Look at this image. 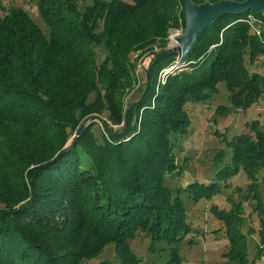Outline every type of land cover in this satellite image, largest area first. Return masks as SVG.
Returning <instances> with one entry per match:
<instances>
[{
	"label": "trees",
	"instance_id": "obj_1",
	"mask_svg": "<svg viewBox=\"0 0 264 264\" xmlns=\"http://www.w3.org/2000/svg\"><path fill=\"white\" fill-rule=\"evenodd\" d=\"M36 5L46 30L21 7L0 16V264H85L109 244L119 264H140L130 242L141 231L151 244L166 241L167 264H180L177 244L192 230L181 191L194 202L211 200L241 171L249 180L245 199L261 218L252 259L242 200L228 197L229 209H210L224 225L225 254L237 264H264V128L257 120L228 142L231 160L211 180L183 189L167 181L181 174L175 151L190 131L188 102L209 99L220 81L233 108L250 109L264 95V74L251 73L245 59L254 63L264 53V31L259 37L243 20L264 15L217 18L165 84L159 72L178 54L157 52L139 99L126 102L136 81L132 52L164 40L179 5L185 25L186 0Z\"/></svg>",
	"mask_w": 264,
	"mask_h": 264
},
{
	"label": "rangeland",
	"instance_id": "obj_2",
	"mask_svg": "<svg viewBox=\"0 0 264 264\" xmlns=\"http://www.w3.org/2000/svg\"><path fill=\"white\" fill-rule=\"evenodd\" d=\"M127 1L131 2L132 0ZM11 7L25 9L34 21L46 30L36 0H1L0 16L4 15ZM182 12L183 5H179L177 9L180 16L178 22L168 28L164 40L161 41L158 38L154 43L132 52V59L135 62L132 73L136 81L130 89L126 90V93H128L125 96L126 102L139 99L141 87L146 80L147 69L155 54L164 48L172 50L177 45V43H173L174 40L171 37L176 30L181 29V35L184 32L185 25ZM94 50L98 60H103L105 57L103 48L94 46ZM178 57L179 55L175 61L160 70L158 81L161 84L166 83L170 74L183 69L180 67L179 62H176ZM245 59L251 73L264 74V53L254 63H250L248 56ZM209 65L210 59L206 61L204 67L207 68ZM219 106L224 107L222 110H217ZM186 109L191 118V126L189 134L186 137H179L178 140L180 147L178 146L179 148L176 149L175 154L177 164L181 168V174L177 177L170 175L167 179L168 184L173 189H183L191 181L207 182L211 180L220 167L230 162L231 148L228 142L235 135L250 132L249 123L255 120L259 122L262 129L264 128V95L250 109L233 108L230 103V91L224 81L218 83L217 91H214L209 99L188 102ZM95 121L94 131L96 136L101 139L102 124L99 118H96ZM71 139L72 137L70 141ZM220 152H223L221 159L216 157ZM258 177V188L264 200V169H260ZM229 180V188L223 189L222 193L211 200L202 199L194 202L186 191H181L180 196L186 206L188 221L192 230L177 244L178 253L181 257L180 264H237L236 261L231 260L225 254L228 251V240L224 234V225L210 209L213 205L229 209L231 203L228 197L233 198L236 202L242 200V229L245 233H248L250 258L254 257L261 218L254 209V202L245 199V195L248 193L249 180L242 171ZM250 230L252 231L249 232ZM151 241V237L141 231L130 242L133 252L141 259L140 264H167L170 259V246L164 240L156 241L153 244H151ZM85 264H119L115 245H107L98 256L86 260Z\"/></svg>",
	"mask_w": 264,
	"mask_h": 264
},
{
	"label": "water",
	"instance_id": "obj_3",
	"mask_svg": "<svg viewBox=\"0 0 264 264\" xmlns=\"http://www.w3.org/2000/svg\"><path fill=\"white\" fill-rule=\"evenodd\" d=\"M248 11L264 15V0H218L196 3L186 0L185 28L172 48L183 61L196 47L203 30L224 14H244Z\"/></svg>",
	"mask_w": 264,
	"mask_h": 264
},
{
	"label": "built area",
	"instance_id": "obj_4",
	"mask_svg": "<svg viewBox=\"0 0 264 264\" xmlns=\"http://www.w3.org/2000/svg\"><path fill=\"white\" fill-rule=\"evenodd\" d=\"M244 21H246L252 28L253 32L258 35L259 37L262 38L263 31H264V19L261 17H258L257 15H254L253 13H249L246 15L245 18H243ZM179 31V32H178ZM181 29L174 31V34L172 35L171 38H173V43H177V38L181 35ZM176 62H182L179 58L177 59ZM174 66V65H172Z\"/></svg>",
	"mask_w": 264,
	"mask_h": 264
}]
</instances>
